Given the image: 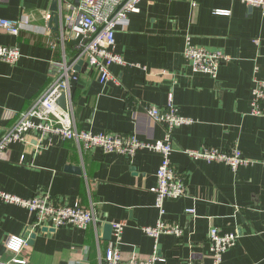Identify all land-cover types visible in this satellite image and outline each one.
<instances>
[{
	"label": "crops",
	"instance_id": "obj_1",
	"mask_svg": "<svg viewBox=\"0 0 264 264\" xmlns=\"http://www.w3.org/2000/svg\"><path fill=\"white\" fill-rule=\"evenodd\" d=\"M57 1V3H56ZM78 0H1L0 18L29 23L18 37L0 29V45L19 46L21 58L0 61V137L48 89L61 60L58 43L62 13ZM55 8L60 29L50 28ZM216 10H230L229 17ZM127 27L116 31V53L126 65H112L117 79L102 84L96 70L84 65L72 83L75 127L95 134H135L146 143L162 140L165 129L146 111L167 107L173 93L180 116L192 123L173 130L172 162L184 179L187 195L168 200L165 219L184 229L182 238L162 235L157 264L210 262L212 227L239 235L223 264H264V106L253 116L256 80L264 81V12L240 0H144L128 14ZM232 58L217 78L194 72L184 56L187 40ZM69 57L75 49L67 48ZM204 146L222 152L238 147L252 160L233 172L223 163L195 161L184 153ZM160 154L141 149L134 157L86 150L60 135L11 145L0 155V191L30 199L39 193L57 204L90 208L100 221L88 229L35 226L28 209L0 201V264H102L111 242L106 224L125 223L124 258L150 257L154 240L143 227L155 226ZM80 167L82 174L67 172ZM194 209L195 214H188ZM43 229H47L43 232ZM36 234L33 243L30 237ZM26 239L19 253L10 238Z\"/></svg>",
	"mask_w": 264,
	"mask_h": 264
},
{
	"label": "built area",
	"instance_id": "obj_2",
	"mask_svg": "<svg viewBox=\"0 0 264 264\" xmlns=\"http://www.w3.org/2000/svg\"><path fill=\"white\" fill-rule=\"evenodd\" d=\"M144 0H78L77 5H70L66 13H62L61 31L58 43L53 45L62 51L61 60L54 62L55 73L53 80L45 93L36 100L32 106L22 113L16 123L8 128L0 137V155L9 150L11 145L25 142L30 133L37 134L38 138L60 135L64 140L76 142L86 150L100 148L105 154L134 157L141 149H149L161 155L162 161L157 171V188L155 207L159 211V219L155 226L143 227L142 231L154 240V252L145 259L136 256L124 258L121 251L125 223H114L112 240L104 256L102 264H157L161 261L158 255L159 240L162 235H174L182 238L184 229L179 224H173L165 219V204L168 200L184 198L187 188L184 179L173 166L172 154L174 152L173 130L192 123L190 118L180 116L175 106L173 93L168 96L167 107L161 109L157 106L149 107L146 111L156 123L162 125L166 135L162 140L146 143L137 135L95 134L93 132L79 131L75 127L72 105V83L79 81L75 70L76 65L83 60L84 64L99 74V81L106 84L117 81L112 75V65H126V61L115 51L117 28L128 25V14L139 11V4ZM250 8H261L264 12V0H240ZM1 2V0H0ZM219 16L231 15L230 10H216ZM27 20H8L0 18V29L5 33L18 37L22 26ZM69 31V35L67 34ZM81 41L73 46L75 55L71 58L67 52V43ZM184 56L190 63L194 72L203 73L217 78L222 64L232 58L222 51H210L198 47L187 40ZM21 51L19 46L0 45V61L14 65L19 62ZM65 95L66 108L59 105L60 98ZM264 106V81L256 80L253 90L252 111L253 116H262ZM184 153L195 161L204 160L209 163H223L233 172L241 167L248 166L252 160L247 158L238 147L222 152L215 147L204 146L196 150H185ZM264 166V159L261 160ZM0 201L24 207L34 216L35 226H45L55 229L72 226L88 229L97 224L100 219L96 212V205L90 208L57 204L47 194L39 193L30 199L0 191ZM188 214H195L194 209H188ZM209 242L210 262L188 260L187 264H223L224 255L233 249L239 240L236 233H225L219 228L210 229ZM26 239L10 238L7 248L11 252L19 253L26 245ZM16 264L23 263L16 261Z\"/></svg>",
	"mask_w": 264,
	"mask_h": 264
},
{
	"label": "water",
	"instance_id": "obj_3",
	"mask_svg": "<svg viewBox=\"0 0 264 264\" xmlns=\"http://www.w3.org/2000/svg\"><path fill=\"white\" fill-rule=\"evenodd\" d=\"M57 3V1H56ZM57 8H55L54 14L50 19V28L51 29H55V30H59L60 29V16L56 10ZM82 37H79L76 40H71L67 43V48H72L73 46H76L80 41H81ZM84 61L81 60L77 65L75 70L77 72H80L82 70V68L84 67ZM66 98L65 95H63L60 100H59V105L65 109L66 108ZM67 172H72V173H76V174H82V169L80 167H68L66 168ZM104 230H105V234H104V239L110 241L112 239V233H113V226L111 224H106L104 226ZM47 229H43V232H46ZM36 238V234H32L30 237V243H33V241Z\"/></svg>",
	"mask_w": 264,
	"mask_h": 264
},
{
	"label": "rangeland",
	"instance_id": "obj_4",
	"mask_svg": "<svg viewBox=\"0 0 264 264\" xmlns=\"http://www.w3.org/2000/svg\"><path fill=\"white\" fill-rule=\"evenodd\" d=\"M67 34H68V35L70 34L68 30H67Z\"/></svg>",
	"mask_w": 264,
	"mask_h": 264
}]
</instances>
